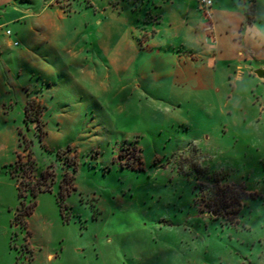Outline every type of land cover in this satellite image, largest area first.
<instances>
[{
	"label": "rangeland",
	"instance_id": "374dc122",
	"mask_svg": "<svg viewBox=\"0 0 264 264\" xmlns=\"http://www.w3.org/2000/svg\"><path fill=\"white\" fill-rule=\"evenodd\" d=\"M13 1L47 5L53 29L43 43L29 42L30 22L0 31V44L18 43L0 64V264H264V0H250V68L164 73L137 58L129 44L147 43L129 27L128 41L115 39L118 26L107 35L101 9L116 1L135 32L159 16L176 33L185 7L197 12L188 0ZM28 99L42 139L23 122ZM30 161L34 171L12 175ZM42 181L48 191L18 198L16 184L27 194ZM224 187L247 196L237 215L230 198L214 205Z\"/></svg>",
	"mask_w": 264,
	"mask_h": 264
},
{
	"label": "crops",
	"instance_id": "0c3cea01",
	"mask_svg": "<svg viewBox=\"0 0 264 264\" xmlns=\"http://www.w3.org/2000/svg\"><path fill=\"white\" fill-rule=\"evenodd\" d=\"M188 1L197 7L195 0ZM114 2L116 1H110L109 4L103 5L100 13L103 16L101 25L105 27L109 37L115 34V29H112V27L118 26V38L115 39L119 41L131 39L127 34V27H129V34L131 36L132 34L135 35L134 37L137 40L139 38L140 45H143L144 42L147 43L138 48L132 43L129 46L137 58L139 57V60L144 59L146 62L151 63V68H158L163 73L167 71L166 68H192L197 70L199 68L216 70V68H234V66L236 68H250V23L256 19L254 12H250V0H237L240 6L239 9H227L223 6V0H212L209 32L205 30L207 28L206 22H204L198 7L197 12H194V16H190V8L185 7V11L180 14L178 20L180 24L179 31L176 33L173 28H170L175 23L171 22L168 24L169 28L166 26L163 28L161 26L163 21L159 16L156 24L152 25L150 23L145 28H137L138 30L135 32L138 21H134L130 15L121 17L125 8H115L113 6ZM153 2L157 8H160L163 3L158 2V0H153ZM8 3L11 7L7 5L0 12V31L2 30L3 36L6 35V31H9L5 28L12 26L13 23L30 22L31 26L28 32H30L31 38L29 42L36 43L38 41V43H43V35L51 33L53 29L52 17L47 14V5L30 11V8L23 9L13 0H9ZM110 6L114 9H110ZM127 10L125 9V14H129ZM152 14L156 13L152 12ZM62 18L63 16L59 15V19L62 20ZM57 31L55 29L54 33H57ZM11 35L10 32L7 37H11ZM12 45L18 46V43L10 41L8 44H0V64L3 53L6 49L9 50L8 48ZM242 48H245L244 51L247 54ZM26 55L24 53L19 54V58L27 57ZM140 64L141 68H147L144 66L143 61ZM25 101L22 104L25 105Z\"/></svg>",
	"mask_w": 264,
	"mask_h": 264
},
{
	"label": "trees",
	"instance_id": "16d2710c",
	"mask_svg": "<svg viewBox=\"0 0 264 264\" xmlns=\"http://www.w3.org/2000/svg\"><path fill=\"white\" fill-rule=\"evenodd\" d=\"M87 7H91V3L88 0H85ZM23 122L25 123V127L28 130V123H34L35 124V128L39 131V138L42 139L44 132H43V123L41 120V107H39V105L34 102V100L28 99L25 101V105L23 107ZM17 135L20 137V142H19V146L22 147L24 149V151L27 153V156H31V151L29 150V146L25 143V139L22 135L21 129H18L17 131ZM69 151V150H68ZM67 161L72 163V161L67 158ZM73 166V171L75 169L74 164ZM35 169V164L34 162H26V163H19L16 162L15 163V168L13 169L12 175L17 174L18 175H25V173L29 170L34 171ZM14 177L17 178V176L13 175ZM42 176V175H41ZM72 180L73 177L67 173H65L63 175V180H62V185L66 186L67 188H73V184H72ZM17 190H18V198H26V197H30L31 199H33L34 197H36L37 193L41 192V191H48V186L45 185V183L42 182H38L36 185L32 186L30 189L27 190V194L23 193L22 188L20 187V183L16 184ZM211 194H213V196L215 197V202L216 206H219V204L222 203V199H226V198H230L232 200L235 201L236 206L235 209L230 213V214H234L237 215V213L239 212L240 208H241V202L246 199V195L245 194H241L240 192H238V189H233L231 187H224V188H219V189H215L211 191ZM34 206V204H30L29 206V210L32 209ZM220 208L222 209V207L220 206ZM28 214L30 215V213L28 212Z\"/></svg>",
	"mask_w": 264,
	"mask_h": 264
},
{
	"label": "built area",
	"instance_id": "2783aa9c",
	"mask_svg": "<svg viewBox=\"0 0 264 264\" xmlns=\"http://www.w3.org/2000/svg\"><path fill=\"white\" fill-rule=\"evenodd\" d=\"M197 5L201 11H203L205 14L210 16L211 14L209 13L212 9L213 2L212 0H196ZM6 35L9 36L10 32L7 31ZM16 45V43H14Z\"/></svg>",
	"mask_w": 264,
	"mask_h": 264
},
{
	"label": "water",
	"instance_id": "95a60500",
	"mask_svg": "<svg viewBox=\"0 0 264 264\" xmlns=\"http://www.w3.org/2000/svg\"><path fill=\"white\" fill-rule=\"evenodd\" d=\"M254 74L257 75L259 78L262 77V75H261V71H260V70L255 71Z\"/></svg>",
	"mask_w": 264,
	"mask_h": 264
}]
</instances>
